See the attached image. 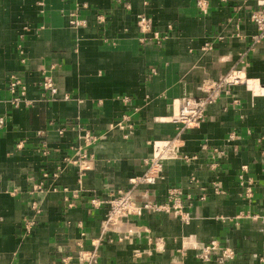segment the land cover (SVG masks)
Wrapping results in <instances>:
<instances>
[{
    "label": "crops",
    "instance_id": "obj_1",
    "mask_svg": "<svg viewBox=\"0 0 264 264\" xmlns=\"http://www.w3.org/2000/svg\"><path fill=\"white\" fill-rule=\"evenodd\" d=\"M263 8L261 0H0V264L69 255L79 264V251L95 249L94 264H215L196 246L216 239L235 250L225 264H264V38L255 40L251 20ZM236 67L249 84L222 93L205 122L182 134V152L195 159L166 162L139 189V200L148 192L165 203L179 187L189 221L147 211L103 235L107 204L92 199L144 175L153 143L177 133L181 100Z\"/></svg>",
    "mask_w": 264,
    "mask_h": 264
},
{
    "label": "built area",
    "instance_id": "obj_2",
    "mask_svg": "<svg viewBox=\"0 0 264 264\" xmlns=\"http://www.w3.org/2000/svg\"><path fill=\"white\" fill-rule=\"evenodd\" d=\"M251 20L257 25L260 32L258 36H255V40L263 39L264 8L254 11ZM72 23L75 26L80 25V22L76 20ZM138 24L144 32L149 33L152 30L150 21L145 17L140 18ZM154 38L158 41L160 40L158 34H155ZM248 84L249 79L244 68L236 67L216 80H207L202 87V91L204 92L203 96L183 98L181 100L177 111L171 117L172 123L178 125L177 133L174 138L158 140L153 143L152 154L145 162L147 167L146 173L130 180V186L128 188L117 191V193H114L106 201L97 197L92 199V204L95 207H99L105 203L107 204V211L101 226L103 235L113 231L122 220L142 216L147 211L158 214L162 212L171 213L175 216H181L187 222L189 221L190 216L184 211V192L179 187H173L168 190L169 198L165 203L152 201L149 198L150 193L148 192L141 193L142 200H139V189L141 186L154 185L161 175L166 162L176 159L189 162L195 159L182 152V134L186 130L199 127L205 122L207 108L215 104L222 93L229 95L234 87L247 86ZM21 86L22 83L18 78H13L10 82V87L13 91H16ZM44 86L46 89L51 90L53 94H56V89L50 80H47ZM117 126L122 127V124ZM231 138H235V135L232 134ZM83 139L87 142V145H92L96 141L95 137H92L88 133L83 136ZM71 160L69 159V161ZM71 162L75 163V161ZM80 175L83 177L85 171H82ZM195 181L194 179L192 180L193 183ZM242 184L246 197L251 199L254 193L251 183H248L244 179ZM95 247H97V244H95ZM196 248H198L197 257L204 262H211L216 256L214 260L215 264H225L226 261L234 259L235 256V250L224 247L217 239L210 243H200ZM97 257L98 252L95 249L93 251H79L76 258L79 264H94L97 261ZM61 264H76V260L71 255L65 256Z\"/></svg>",
    "mask_w": 264,
    "mask_h": 264
},
{
    "label": "clouds",
    "instance_id": "obj_3",
    "mask_svg": "<svg viewBox=\"0 0 264 264\" xmlns=\"http://www.w3.org/2000/svg\"><path fill=\"white\" fill-rule=\"evenodd\" d=\"M261 2L262 3H264V0H261ZM253 85L252 84H250V87H252ZM259 94H262V95H264V93H259Z\"/></svg>",
    "mask_w": 264,
    "mask_h": 264
}]
</instances>
